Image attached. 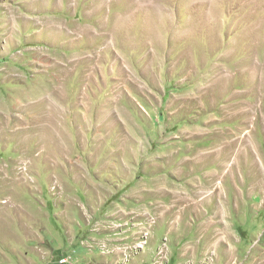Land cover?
Segmentation results:
<instances>
[{
  "label": "rangeland",
  "instance_id": "374dc122",
  "mask_svg": "<svg viewBox=\"0 0 264 264\" xmlns=\"http://www.w3.org/2000/svg\"><path fill=\"white\" fill-rule=\"evenodd\" d=\"M0 264H264V0H0Z\"/></svg>",
  "mask_w": 264,
  "mask_h": 264
}]
</instances>
